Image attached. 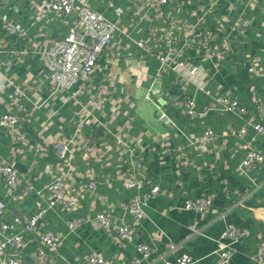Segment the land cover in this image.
Segmentation results:
<instances>
[{
  "label": "crops",
  "instance_id": "1",
  "mask_svg": "<svg viewBox=\"0 0 264 264\" xmlns=\"http://www.w3.org/2000/svg\"><path fill=\"white\" fill-rule=\"evenodd\" d=\"M92 4L118 22L122 32L99 59L91 87L69 103L50 96L51 81L42 61L50 40L67 31L66 23L49 17L31 27L30 18L36 14L29 0L17 2L21 14L10 13L26 27L28 37L16 46L17 55L0 54V71L12 82L0 94V117L7 111L20 116L15 131L0 126V164H9L21 179L35 178V182L28 196L15 201L0 179V200L7 207L3 219L29 217L46 206L47 187L58 173L50 145L54 139H74L70 152L75 168L67 189L81 198L74 211L61 207L50 211L38 225L37 234L25 237L17 252L22 264H41L35 253L39 236L48 232L61 235V240L57 250H48L45 264H89L91 252L114 264H131L140 257L136 249L140 244L152 250L145 264H164L158 260L162 256L176 264L183 255L214 264L218 241L230 225L250 232L235 248L232 264H256L253 255L264 235V165L251 174L253 182L245 177L241 165L246 145L253 138L256 149L264 153V136L247 125L258 121L252 94L264 103V0H221L213 10L202 0H168L166 7L153 0H115V7L123 12L121 19L108 13V0H92ZM194 13L205 19L212 33H221L204 41V31L194 32L192 27ZM166 17L173 21L178 42H164L158 31L172 28ZM242 20L249 23L244 32L236 29ZM0 40L3 50L14 43L1 28ZM137 42L146 44L151 52L173 47L179 53L162 70L161 63L141 52ZM206 50L211 59L206 58ZM179 61L200 71H174L173 65ZM205 81L208 84L202 86ZM16 87L31 89L28 98H18L13 106L8 94ZM219 97L238 101L243 112L212 110L203 114L205 108L218 109L212 100ZM187 100L195 102L200 116H189ZM99 101H103L101 111L96 105ZM243 126L247 133L240 137ZM206 131L216 135L204 140ZM22 135L25 141L20 139ZM90 137L93 156L84 149ZM48 165L52 166L49 171ZM126 179L142 186L127 189ZM154 188H158L156 195L151 194ZM205 197L212 199L205 213L185 209L188 199ZM133 200L142 205L139 222L123 208ZM104 212L111 215L108 229L92 224ZM77 217L91 222L71 232L68 223ZM121 226L131 228L134 242L117 241L116 229ZM170 243L178 245L175 253L169 252Z\"/></svg>",
  "mask_w": 264,
  "mask_h": 264
},
{
  "label": "built area",
  "instance_id": "2",
  "mask_svg": "<svg viewBox=\"0 0 264 264\" xmlns=\"http://www.w3.org/2000/svg\"><path fill=\"white\" fill-rule=\"evenodd\" d=\"M19 0H0V28L4 31V36L10 41L14 42L10 48L3 50L0 46V54L8 53L10 56L17 55L18 47L21 43L27 39L28 30L21 23L13 19L11 16L14 14H21L22 6H18ZM208 3L209 10H213L215 5L221 0H202ZM255 0H250V2ZM153 2L159 7H166L168 0H153ZM115 0H108L110 10L108 13H112L118 19H121L123 12L122 9L115 7ZM29 4L35 11V18H30L31 27H35L42 19L49 17L55 19H62L66 23L67 31L65 34L56 36L50 40V47L43 51V63L47 75L51 81L50 96L53 98L60 97L62 103H69L74 101L78 95L91 87L93 76L98 69V62L101 56L111 48L113 41L118 33H121V27L118 22L111 21L108 16L94 9L92 0H29ZM207 12H209L207 10ZM12 13V15H10ZM192 21L194 32L203 30L202 39L207 41L209 39H215L216 34L221 33L217 31L212 33L211 27L205 26V19L198 18L196 14L193 15ZM139 22L142 18H138ZM29 20V18H28ZM166 20L171 24L172 28L168 30L158 31L162 32V39L166 43L178 42V37L174 30V24L170 17H166ZM249 27L248 21L242 20L236 25V29L240 31H246ZM1 42V40H0ZM137 47L147 56L157 59L161 65L162 70L165 67H170L171 64L168 59H172L174 54H178L173 47H167V51L159 52L154 50L151 52L146 44L143 42H137ZM206 58L211 59L212 56L209 51L205 52ZM172 57V58H171ZM173 65L174 71L178 68L185 70L193 69L194 73L200 71L199 67H192L189 62H175ZM253 71V70H252ZM12 83L7 77L0 71V94L5 92L6 87ZM208 82L205 81L204 85ZM74 87H78L77 90L67 95L66 93L71 91ZM31 88L21 90L15 88L10 94H8V101L11 105L16 106L17 100L20 97L28 98V92ZM28 91V92H27ZM204 91V88L202 89ZM212 105H219L205 108L203 114L209 113L212 110L220 114L234 113L239 114L243 112L240 109V103L230 97H219V99L212 100ZM216 103V104H215ZM99 111L103 109V101H99L97 104ZM187 111L190 117L196 118L200 116L196 113L195 102L193 100H187ZM251 105L257 115V122L248 123L253 128L256 135L264 136V103L260 101L255 94H252ZM48 107V106H47ZM52 114L53 111L50 110ZM55 115V114H54ZM20 125V116L13 111L4 112L0 117V126L8 131H15ZM247 133L246 126H243L238 135L240 137L245 136ZM213 131H206L202 135V139L208 140L215 136ZM22 141H25V137L20 136ZM93 138L86 139L85 151L88 155L93 156L95 148L92 144ZM255 139L246 145V157L242 162V172L247 179L253 182L251 174L264 165V153L254 146ZM53 153L56 158V168L58 169L57 175L52 179L47 187L49 192L48 201L46 206L40 207L39 211L29 217L16 215L11 221H6L4 218L7 207L6 204L0 200V264H22L21 259L18 257L19 252L25 243V237L27 235H36L38 225L44 219V217L56 207H61L68 211H74L78 202L80 201V195L74 191H69L67 188L68 181L74 175V164L72 155L70 152L71 147L74 146V139L66 138L54 139L51 144ZM119 145V144H118ZM123 148V146H120ZM52 166H47V171L51 170ZM0 179H3L6 186V194L13 198L15 201L21 200L28 196L34 190L35 178L27 180L21 179L18 171L9 164H0ZM23 184L21 193L17 194L16 190ZM126 188L133 189L140 183H137L133 179H126ZM158 188L151 190V194L156 195ZM212 205V199L210 197L201 198L198 200L188 199L185 203V209L188 211H196L199 213H205ZM123 208L131 214L136 221L142 219V205L138 200H133L129 205H123ZM89 220V219H88ZM84 217H77L68 223V227L71 232L75 231L88 221ZM90 221V220H89ZM91 222V221H90ZM101 229H108L112 226L111 215L109 213H99L96 215L92 223ZM117 241L121 244L134 242V233L128 226H121L116 229ZM199 232L196 231V234ZM250 237V232L246 229H240L233 225L227 227L226 231L222 234L218 241V248L216 251V258L214 264H232L234 250L241 241ZM59 240L61 235H56L53 232L39 236L40 246L38 247L35 257L41 264L47 263L49 259L48 250L55 251L59 246ZM178 245L170 243L169 252L175 253ZM137 252L140 257L134 259L131 264H145L152 257V250L144 244L136 246ZM158 260L164 264H171L166 261L165 258L158 257ZM253 260L256 264H264V235L260 237L256 253L253 255ZM87 262L89 264H114L112 259H107L103 255L96 252H91L87 256ZM176 264H202L196 259L183 255L177 258Z\"/></svg>",
  "mask_w": 264,
  "mask_h": 264
}]
</instances>
